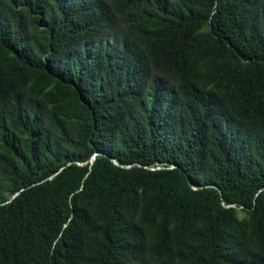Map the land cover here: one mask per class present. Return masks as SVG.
Segmentation results:
<instances>
[{"label": "trees", "instance_id": "obj_1", "mask_svg": "<svg viewBox=\"0 0 264 264\" xmlns=\"http://www.w3.org/2000/svg\"><path fill=\"white\" fill-rule=\"evenodd\" d=\"M0 264H264V0H0Z\"/></svg>", "mask_w": 264, "mask_h": 264}, {"label": "water", "instance_id": "obj_2", "mask_svg": "<svg viewBox=\"0 0 264 264\" xmlns=\"http://www.w3.org/2000/svg\"><path fill=\"white\" fill-rule=\"evenodd\" d=\"M112 161L115 163L114 159H112ZM13 195H14V194H13ZM13 195H11V196H13Z\"/></svg>", "mask_w": 264, "mask_h": 264}]
</instances>
